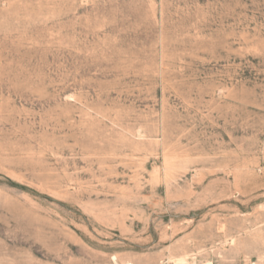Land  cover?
<instances>
[{
	"label": "rangeland",
	"instance_id": "374dc122",
	"mask_svg": "<svg viewBox=\"0 0 264 264\" xmlns=\"http://www.w3.org/2000/svg\"><path fill=\"white\" fill-rule=\"evenodd\" d=\"M264 264V0H0V264Z\"/></svg>",
	"mask_w": 264,
	"mask_h": 264
},
{
	"label": "bare ground",
	"instance_id": "6f19581e",
	"mask_svg": "<svg viewBox=\"0 0 264 264\" xmlns=\"http://www.w3.org/2000/svg\"><path fill=\"white\" fill-rule=\"evenodd\" d=\"M126 264V263H125Z\"/></svg>",
	"mask_w": 264,
	"mask_h": 264
}]
</instances>
